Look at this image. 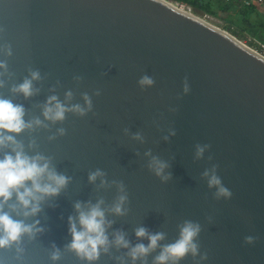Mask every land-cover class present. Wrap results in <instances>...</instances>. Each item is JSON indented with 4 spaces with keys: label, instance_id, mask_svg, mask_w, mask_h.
<instances>
[{
    "label": "water",
    "instance_id": "1",
    "mask_svg": "<svg viewBox=\"0 0 264 264\" xmlns=\"http://www.w3.org/2000/svg\"><path fill=\"white\" fill-rule=\"evenodd\" d=\"M0 26V61L8 70L0 97L23 105L25 121L39 118L46 125L16 139L28 155L51 158L57 172L70 177L59 196L25 221L39 220L44 232L35 239L24 236L21 254L16 245L0 249V264H54L53 245L61 251L55 264H89L65 248L72 239L68 217L77 215V201L102 199V208L109 209L121 194L120 182L126 213L105 212L112 222L110 240L122 231L132 246L147 245L135 235L143 227L164 232L160 243L169 244L178 238V226L190 220L201 226L198 243L208 259L189 255L180 264H264V54L171 0H0ZM5 46H11V56L3 54ZM37 70V94L25 99L11 93ZM143 75L155 84L142 91L137 81ZM84 93L93 103L87 115L44 119L50 96L67 107L83 106ZM173 129L176 134L169 136ZM138 132L143 142L133 139ZM197 144L211 145L199 160ZM149 150L169 164L164 174L171 179L162 182L149 170ZM214 164L230 199H216V189L202 176ZM97 169L105 173L103 187L101 178L88 180ZM246 236L255 242L246 244ZM158 253L159 248L147 264ZM121 260L133 264L126 249L112 247L91 264Z\"/></svg>",
    "mask_w": 264,
    "mask_h": 264
},
{
    "label": "clouds",
    "instance_id": "2",
    "mask_svg": "<svg viewBox=\"0 0 264 264\" xmlns=\"http://www.w3.org/2000/svg\"><path fill=\"white\" fill-rule=\"evenodd\" d=\"M4 31L3 26H0V33ZM3 54L6 56L12 55L11 46H5ZM0 88L5 86V81L2 78L8 74L7 62L0 61ZM10 75V74H9ZM30 79L25 78L22 83L14 85L10 91L12 94H22L25 99L37 94L39 89L33 87V81L40 79L39 71H30ZM77 80L81 77H76ZM139 88L143 91L147 87L153 86L155 81L149 75H143L138 81ZM190 91V86L187 78L184 81L183 93L187 94ZM101 93L99 90L95 92L96 96ZM65 99H72V92L65 94ZM84 105L80 104L67 107L53 95L48 98L43 105L42 115L45 120L53 123L63 121L65 113L73 112L80 116L87 115L92 111L93 103L91 97L83 94ZM25 108L21 104H16L10 99L0 97V150L5 151L3 158L0 159V249H11L16 245V252L23 253L24 249L20 246L24 236L29 239H35L36 235L44 232V228L40 226V221L36 220L33 223H25L29 217L37 216L41 211V205L48 199L59 196L70 182V177L57 172L52 165L51 158L40 153L28 155L25 152L24 144L16 139V136L26 130H33L35 127L46 126L42 124L39 118L25 121ZM59 134H64V129H59ZM127 132V129H125ZM175 130H170L169 136H174ZM169 136H165L167 141ZM55 137H50L54 139ZM133 139L143 142L141 133H136ZM35 142L29 144V147H34ZM195 159H202L204 153L211 148L209 144H197L195 146ZM145 156L151 157L148 168L162 182L171 179V173L165 175V169L169 164L161 160L159 157L152 156L151 151L145 153ZM211 160L212 157L210 156ZM218 165H212L210 169H206L202 176L207 180L210 189L215 188L214 196L216 199H230L232 192L223 185L221 178L217 175ZM105 173L100 169L89 174L88 180L94 183L97 178H101V187L107 183L103 179ZM113 183H117L113 181ZM118 190L121 193L118 195L112 206L105 210L102 208L104 201L101 199L95 204L91 202L82 203L77 201L74 204V209L77 213L75 217H68V232L71 235V242L68 243L66 250L73 252L79 259L91 262L97 261L101 252L108 254L112 247L117 249H126L127 256L131 258L133 264L140 261L141 264H147V257L159 248V253L153 258L152 264H180V261L191 255L193 259L199 256L201 261L208 259L207 252L201 253L198 237L201 232V226L197 222L185 220L182 225H179L178 238L169 244L161 245V241L165 240L164 232L149 233L145 228L140 227L135 231L138 239H147L148 243H138L132 246L126 239L122 231L113 233V238L110 240L107 235V229L111 227L112 222L106 219L105 212L109 211L115 215H124L126 210L123 205L127 202V194L122 182L117 184ZM14 198V202L13 201ZM11 202V203H10ZM7 207L8 211L5 210ZM12 213L16 217L13 218ZM256 238L246 236L244 242L253 244ZM53 251L50 259L54 262L60 260L61 251L55 245L52 246ZM117 259H120L119 257ZM121 264L123 261L121 260Z\"/></svg>",
    "mask_w": 264,
    "mask_h": 264
},
{
    "label": "trees",
    "instance_id": "3",
    "mask_svg": "<svg viewBox=\"0 0 264 264\" xmlns=\"http://www.w3.org/2000/svg\"><path fill=\"white\" fill-rule=\"evenodd\" d=\"M189 5L194 11L225 20L230 33L237 35L234 27L246 30L250 35L260 37L264 33V22H260L255 13L257 6H239L224 0H171ZM233 28H232V27ZM262 32V34H260Z\"/></svg>",
    "mask_w": 264,
    "mask_h": 264
},
{
    "label": "rangeland",
    "instance_id": "4",
    "mask_svg": "<svg viewBox=\"0 0 264 264\" xmlns=\"http://www.w3.org/2000/svg\"><path fill=\"white\" fill-rule=\"evenodd\" d=\"M181 5L187 9H189L191 12H194L195 14L207 19V21L211 22L212 24L230 32V30L226 28L227 26H225L226 25L225 20L218 18V17H213V16L203 14L199 11H194L189 5H186V4H181ZM255 6H257L255 9L257 19L260 22H262V21L264 22V4H257ZM234 29L237 32V35H235V36L239 40H241L243 43H245L249 47L253 48L254 50L256 49V51L257 50L261 51L258 42H264V34L261 35L260 37H255V36L250 35L246 30L239 29L237 27H234ZM262 32L264 33V30ZM262 32H260V34H262ZM261 52L264 54V51H261Z\"/></svg>",
    "mask_w": 264,
    "mask_h": 264
},
{
    "label": "built area",
    "instance_id": "5",
    "mask_svg": "<svg viewBox=\"0 0 264 264\" xmlns=\"http://www.w3.org/2000/svg\"><path fill=\"white\" fill-rule=\"evenodd\" d=\"M224 1L235 4V5L247 6V7L252 6V5H257V4H264V0H224ZM258 43H259L260 50L264 51V42H258ZM261 51L259 52L262 53Z\"/></svg>",
    "mask_w": 264,
    "mask_h": 264
},
{
    "label": "bare ground",
    "instance_id": "6",
    "mask_svg": "<svg viewBox=\"0 0 264 264\" xmlns=\"http://www.w3.org/2000/svg\"><path fill=\"white\" fill-rule=\"evenodd\" d=\"M183 8H185L184 6H182ZM186 9V8H185ZM205 19V18H204ZM205 20H207V19H205Z\"/></svg>",
    "mask_w": 264,
    "mask_h": 264
}]
</instances>
